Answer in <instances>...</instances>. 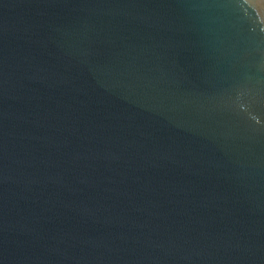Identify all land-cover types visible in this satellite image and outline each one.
<instances>
[{"label": "water", "instance_id": "obj_1", "mask_svg": "<svg viewBox=\"0 0 264 264\" xmlns=\"http://www.w3.org/2000/svg\"><path fill=\"white\" fill-rule=\"evenodd\" d=\"M0 264H264V0H0Z\"/></svg>", "mask_w": 264, "mask_h": 264}]
</instances>
